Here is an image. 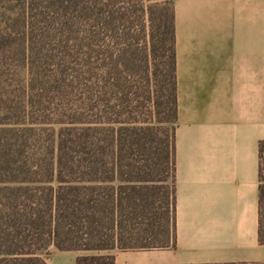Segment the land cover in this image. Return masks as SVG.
<instances>
[{
	"label": "trees",
	"instance_id": "obj_1",
	"mask_svg": "<svg viewBox=\"0 0 264 264\" xmlns=\"http://www.w3.org/2000/svg\"><path fill=\"white\" fill-rule=\"evenodd\" d=\"M174 41L171 0H0V264L174 245Z\"/></svg>",
	"mask_w": 264,
	"mask_h": 264
},
{
	"label": "crops",
	"instance_id": "obj_2",
	"mask_svg": "<svg viewBox=\"0 0 264 264\" xmlns=\"http://www.w3.org/2000/svg\"><path fill=\"white\" fill-rule=\"evenodd\" d=\"M171 1L174 245L109 253L113 264H264V0ZM83 253L51 249L45 264Z\"/></svg>",
	"mask_w": 264,
	"mask_h": 264
}]
</instances>
